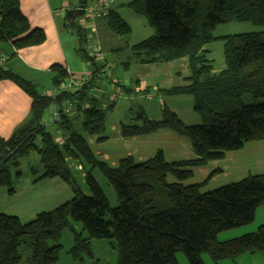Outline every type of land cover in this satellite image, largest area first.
Listing matches in <instances>:
<instances>
[{
  "label": "trees",
  "instance_id": "16d2710c",
  "mask_svg": "<svg viewBox=\"0 0 264 264\" xmlns=\"http://www.w3.org/2000/svg\"><path fill=\"white\" fill-rule=\"evenodd\" d=\"M75 1L80 5L87 2ZM126 6L143 17L153 32L129 48L131 60L126 66L186 57L190 70L187 85L161 93L191 96L200 124L186 126L165 106L161 107L160 121H149L138 109L132 110L130 117L140 126L121 125V135L133 137L169 129L188 140L196 159L166 162L159 150L142 163L126 157L116 168L98 161L86 138L103 140L105 120L114 102L102 108V93L98 100L91 97L93 87L105 89L95 77L58 98L59 103L64 99L87 103L88 108L61 114L53 126L64 136L61 142L56 141L42 125L52 99L9 70L6 62L14 52L0 50L7 56L5 65L0 66V81L13 83L30 98L24 123L8 139L0 138V188L11 194L14 180L21 177L19 159L36 152L42 173L37 175L31 168L32 182L57 177L73 192L69 201L37 213L28 222L0 214V264H21L22 245L30 250L27 264H56L61 249L58 241L62 231L71 226L70 221L82 226L69 250L72 258L89 254L93 240L115 243L116 264H179L177 253H182L188 264H204L203 254L214 263L234 260L244 253L264 256V225L225 242L217 239L219 233L253 222L256 209L264 205V174L206 193L200 192L204 183L182 184L191 178V168L222 159L226 152L240 150L245 143L264 140V0H132ZM100 22L116 37L126 40L130 35L129 26L113 10ZM231 22L249 23L261 30L222 37L225 69L212 73L203 47L216 39L212 33L217 26ZM65 26L80 46L84 45V33L77 22L66 21ZM44 38L40 29L30 28L19 0H0V47L9 44L18 50L40 45ZM79 53L88 60L83 48ZM90 62L95 74L96 65ZM51 69L56 73L54 88L65 80L66 69L57 65ZM244 95L251 97V103L243 102ZM68 160L85 169L87 194L75 184ZM95 169L112 188L114 207L93 177Z\"/></svg>",
  "mask_w": 264,
  "mask_h": 264
},
{
  "label": "crops",
  "instance_id": "0c3cea01",
  "mask_svg": "<svg viewBox=\"0 0 264 264\" xmlns=\"http://www.w3.org/2000/svg\"><path fill=\"white\" fill-rule=\"evenodd\" d=\"M130 1L132 0H113L109 10L115 11L124 20L129 26L131 33L130 21L120 13L123 7H127L126 4ZM19 2L20 11L27 19L30 28L40 29L44 33L45 38L40 45L18 50L11 48L9 44L1 46V51L9 52L12 50L11 52H14V55L8 58L6 62L9 70L33 83L37 90L41 88L42 91L40 90L39 92L42 94H46L52 89V78L56 75L51 69L52 66L57 65L69 70L75 77H79L85 71H91L87 70L86 66L82 64V59L84 58L79 53L80 44L78 39L77 37L74 38L72 35L74 33L69 28H66L65 15L60 13V9L66 6L65 4H68L67 7L73 6L76 2L75 0L73 2L70 0H19ZM117 2L118 4H122L118 5L122 9L116 7ZM133 15L135 16L127 15V17L131 19L139 17L135 13ZM213 37L216 39L222 38ZM94 38L97 39L101 46L108 39L112 40L116 38L117 40H122L110 33L102 22L97 24L93 34ZM127 41H125L126 44L123 47H127L128 49L141 42L127 45L129 43ZM203 49L206 59L211 64L212 73H218L225 69L224 64L223 69L219 71L215 70L207 45ZM130 60L129 56L127 57V62L122 63V75H124L127 86H123L122 82L118 81L120 77L116 76L114 79L115 82H119L118 88L122 91V96L116 98L113 109L106 117L104 132L101 135L103 140L98 142V136L86 138V142L94 157L110 168H116L118 163L126 157H131L136 163L145 162L152 158L159 150L162 152L166 162L196 159L188 140L176 135L169 129L163 128L151 134L133 137H123L121 135V125L140 126V122L134 121L130 117L135 106L137 110L143 111L149 121H160L161 107L165 106L186 126L200 124V118L193 110L194 102L191 96H167L161 93L162 90L187 85L190 70L186 57L166 63L136 64L131 62L126 66V63L130 62ZM100 91L102 97L99 102L103 108L107 103L111 102V92L109 89H101ZM132 106L133 109L131 110ZM29 108L30 98L25 93L9 81H0V138L8 139L24 123L28 116ZM55 140H58V137ZM81 168V166H78L77 170L79 171ZM82 170L81 176L84 179L85 169L82 168ZM190 170L192 172L191 178L182 184L184 186H191L204 183L200 189L202 193L236 183L250 175H262L264 174V140L245 143L240 150L226 152L222 159L208 161L206 164L193 167ZM39 183L52 188L49 191L47 199H49L48 205L52 206L53 209L73 197L71 188L68 190L65 186L68 184L57 177L42 180ZM12 189L13 192L11 194H14L15 189L13 187ZM80 190L86 194L84 190ZM1 191L0 189V196ZM0 214L5 213L4 211H0ZM261 225H264V205L256 209L252 225L226 234L225 239H220V242L252 233ZM260 257L264 256L244 253L234 260H221L214 263L207 256V258L203 259V263L264 264V260H261Z\"/></svg>",
  "mask_w": 264,
  "mask_h": 264
},
{
  "label": "rangeland",
  "instance_id": "374dc122",
  "mask_svg": "<svg viewBox=\"0 0 264 264\" xmlns=\"http://www.w3.org/2000/svg\"><path fill=\"white\" fill-rule=\"evenodd\" d=\"M73 2V0H70ZM124 1V0H120ZM72 4V3H71ZM70 4V5H71ZM66 6L68 4H65ZM122 4L116 3V7H119L122 9V7L118 6ZM70 9L72 6H69ZM120 13L130 21L132 32L128 36V38L117 40L116 38L108 39V41H104L101 44L97 41L96 38H94V42H96L98 45H100L102 50V58L106 61L107 70L105 73L101 74V81L102 84L105 86V89H107L108 85L111 84L114 79L117 77H120L118 81L122 82L123 86H127V83L125 82V78L123 74L122 69V63L127 60V57L130 56V51L127 47H123L126 42L127 45L134 44L142 39H145L146 37L150 36L153 32L152 29L147 24L146 20L139 16L134 17L135 19L128 18L129 16H135L131 12L130 9L127 7H123V9L120 11ZM79 22V18L76 20ZM261 28L255 27L249 23H237V22H231L223 25L217 26L213 31V36L215 37H224V36H230V35H238V34H244V33H253L260 31ZM74 38L76 37L75 34H72ZM80 48H84V45L82 44L79 46ZM207 49L210 51V57L212 58L213 62V68L217 71L224 68V62H223V41L221 39H215L211 43L207 44ZM78 54V53H77ZM82 64H84L87 68V70L92 71V64L89 60L82 59ZM127 62V61H126ZM41 88L38 89L40 91ZM42 91V90H41ZM101 99V98H100ZM243 102L245 104L251 103V97L249 95H244ZM133 105V104H132ZM135 106V105H133ZM133 106L131 110L133 109ZM137 108L135 106L133 111H136ZM49 112L50 109H47L44 114V120H49ZM78 126V124H76ZM46 130L49 131L54 139L57 137L59 138V133L55 129L53 125L46 126ZM60 132L61 140L58 142H61L63 140L62 132ZM57 141V140H56ZM39 156L36 152H30L28 155L22 157L19 159V167L18 170L21 172V177L17 180H14L12 187L15 189L14 194H9L7 191V188H0L1 196H0V211H4L5 214L8 215H15L18 216L21 222H28L34 216L43 211H49L52 208V206L49 204V199L47 197L49 196V191L52 189L51 187H47V185H43V183H33V176L31 175V168H34L38 171L37 175L42 173V167L40 166L39 162ZM68 165L72 174V177L74 179L75 184L79 187V189H82L87 192V189L84 184V179L81 176V172H83L82 168L81 170H77L78 166H81L79 163L73 160H68ZM82 167V166H81ZM15 171H13L14 173ZM92 175L95 178V180L98 182L100 187H102L103 192L108 199V202L111 207H114L116 205V199L115 195L113 193L112 188L107 184L104 177L100 174V172L95 169L92 171ZM68 190H70L69 185H65ZM7 191V192H6ZM71 226L64 229L61 234V238L58 241V244L61 245V249L59 251V259L56 262V264H116L117 261V252H116V245L113 241H107V240H93L90 243L89 246V254L81 253L78 258H72L71 254L69 253L70 248L74 245L75 242V236L76 234H79L82 232V226L78 222L70 221ZM253 222L247 226L239 227L236 229H232L229 231H225L222 233H219L217 238L219 239H225L226 234L230 232H234V230H240L243 228H247L248 226L252 225ZM256 226V225H255ZM256 230V229H255ZM254 230V231H255ZM86 233H82V237H85ZM51 244V243H50ZM29 248L25 245H22L20 248V254H21V264H27L26 258L28 257ZM208 255L203 254L202 259L207 258ZM261 260H264V257H260ZM176 259L178 263L182 264H188L185 257L182 253L176 254Z\"/></svg>",
  "mask_w": 264,
  "mask_h": 264
},
{
  "label": "built area",
  "instance_id": "2783aa9c",
  "mask_svg": "<svg viewBox=\"0 0 264 264\" xmlns=\"http://www.w3.org/2000/svg\"><path fill=\"white\" fill-rule=\"evenodd\" d=\"M112 3L113 0H87L84 5H80L78 2H75L71 9L67 6H64L60 9V13L62 15H65L67 11L72 9H81L83 11L82 16L79 17V22H76L84 33L83 49L85 51L86 57L89 61H92V63L96 65L95 67L97 72L94 74L92 71H85L79 77H75L71 74V72H69V70H65V80L57 87L52 88L48 93H46L47 96L52 99V103L49 108V120H44L42 125H55L59 121L61 114L72 115L78 109L88 108L87 103L80 104L74 100L68 99H64L59 103L57 100L64 93L77 90L82 85L87 84L93 77L100 79L101 74L106 72L107 64L102 58V50L100 45L93 41V34L96 30L97 24L107 16ZM6 60L7 56H5L3 53H0V66H4ZM118 83L119 82L114 81L107 87V89H109L111 92V102H114L116 98L122 96V91L118 88ZM100 92L101 91L98 87H93L90 91V95L92 98L98 100L100 98ZM58 133L59 138L57 141H60V132L58 131Z\"/></svg>",
  "mask_w": 264,
  "mask_h": 264
},
{
  "label": "water",
  "instance_id": "95a60500",
  "mask_svg": "<svg viewBox=\"0 0 264 264\" xmlns=\"http://www.w3.org/2000/svg\"><path fill=\"white\" fill-rule=\"evenodd\" d=\"M83 11L81 9H72L66 12L65 14V20L66 21H74L75 19L82 16Z\"/></svg>",
  "mask_w": 264,
  "mask_h": 264
}]
</instances>
